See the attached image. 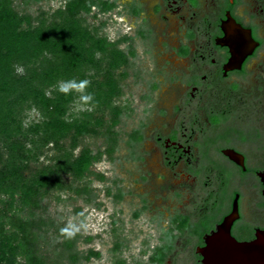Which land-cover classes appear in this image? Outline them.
I'll return each instance as SVG.
<instances>
[{
    "label": "flooded vegetation",
    "instance_id": "obj_1",
    "mask_svg": "<svg viewBox=\"0 0 264 264\" xmlns=\"http://www.w3.org/2000/svg\"><path fill=\"white\" fill-rule=\"evenodd\" d=\"M94 1L99 13L118 9L133 22L131 34L107 38L126 59L116 71L121 94L127 73L119 71L137 55L133 41L144 42L154 63L142 96L150 107L127 141L134 181L147 191L132 215L153 208L150 218L162 231L152 254L163 248L167 264H201L199 250L235 200L231 235L256 239L264 231V0ZM231 19L258 43L239 69L228 65ZM149 160L159 162L158 173L144 168Z\"/></svg>",
    "mask_w": 264,
    "mask_h": 264
},
{
    "label": "trees",
    "instance_id": "obj_2",
    "mask_svg": "<svg viewBox=\"0 0 264 264\" xmlns=\"http://www.w3.org/2000/svg\"><path fill=\"white\" fill-rule=\"evenodd\" d=\"M96 4L65 0L32 16L20 13L14 0H0V264H79L100 256L78 250L79 233L55 227L41 205L51 193L82 196L87 188L79 184L89 175L104 178L92 170L101 152L86 146L74 152L83 137L100 133L105 121L96 112L109 109L113 124L120 113L113 105L121 94L116 71L126 59L87 24L84 14ZM84 79L94 102L73 112L81 94L64 95L58 86ZM32 111L36 120L29 119ZM114 145L106 150L110 155ZM164 251L147 264H165Z\"/></svg>",
    "mask_w": 264,
    "mask_h": 264
},
{
    "label": "rangeland",
    "instance_id": "obj_3",
    "mask_svg": "<svg viewBox=\"0 0 264 264\" xmlns=\"http://www.w3.org/2000/svg\"><path fill=\"white\" fill-rule=\"evenodd\" d=\"M64 2L65 0H14V6L22 14L36 16L42 10H55ZM116 12L118 9L112 13H99L98 7L94 6L84 16L87 24L98 29L99 36H106L109 40L115 41L134 30L132 20L124 12L122 14ZM133 42L137 48V55L130 58L129 65L119 71H124L127 75L122 83V94L113 103L121 110L117 122L112 123L109 109L96 112V115H102L105 121L97 128L100 133L96 136L83 137L79 147L74 151L78 153L86 146L94 153L101 152L92 170L96 174H102L104 178L89 175L82 179L79 186L87 188L82 196L76 197L69 193L58 197L56 193H51L41 202L46 208L43 216L55 222V227L67 228L71 235L79 233L76 242L78 250L91 249L100 252L98 258L92 257L89 261H82L79 264H113L118 257L125 259L126 264H147L153 247L161 243L159 238L161 228L150 218L153 208L150 210L151 213H143L137 219L132 215L134 210L141 207L140 197L147 191L144 182L134 181L136 171L133 172L134 164L129 162L127 141L133 126H139V121L145 120V109L150 107L146 100H142V96L149 92L150 83L153 81L151 68L154 66L148 57L150 54L147 55L143 50L144 42ZM154 42L149 47L153 52L157 49V38ZM248 85H251L250 82ZM79 109H86V105L77 99L73 112ZM29 116L30 120L37 119L36 112H30ZM250 136L251 134L247 133L245 137ZM114 140L118 149L110 155L106 150ZM144 168L154 174L161 169L157 160H149ZM119 191L122 197L118 194ZM52 231L54 229L50 230L51 235ZM116 244H119L117 250ZM180 259L183 257L180 256ZM178 264L183 263L179 261Z\"/></svg>",
    "mask_w": 264,
    "mask_h": 264
},
{
    "label": "water",
    "instance_id": "obj_4",
    "mask_svg": "<svg viewBox=\"0 0 264 264\" xmlns=\"http://www.w3.org/2000/svg\"><path fill=\"white\" fill-rule=\"evenodd\" d=\"M231 22L236 26L230 38V43L235 49L228 65L229 69H239L244 58L252 53L258 43L253 40L249 31L243 30L233 20ZM240 165L243 166V163ZM259 177L264 187V173L260 172ZM237 218L235 200L233 211L223 219L216 231L206 238L204 247L199 250L201 264H264V231H258L256 239L252 241H238L231 235L232 223Z\"/></svg>",
    "mask_w": 264,
    "mask_h": 264
},
{
    "label": "clouds",
    "instance_id": "obj_5",
    "mask_svg": "<svg viewBox=\"0 0 264 264\" xmlns=\"http://www.w3.org/2000/svg\"><path fill=\"white\" fill-rule=\"evenodd\" d=\"M90 81L87 79L75 81H65L59 84L58 91L64 95H68L70 92L75 91L80 93V100L84 104H88L90 102H94V96L92 93L85 92V89L88 88Z\"/></svg>",
    "mask_w": 264,
    "mask_h": 264
}]
</instances>
